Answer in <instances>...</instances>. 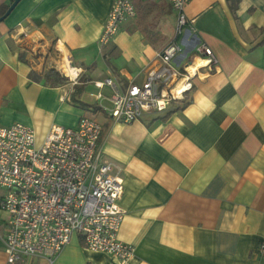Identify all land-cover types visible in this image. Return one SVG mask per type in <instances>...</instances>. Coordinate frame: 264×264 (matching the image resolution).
I'll use <instances>...</instances> for the list:
<instances>
[{"label": "crops", "instance_id": "obj_1", "mask_svg": "<svg viewBox=\"0 0 264 264\" xmlns=\"http://www.w3.org/2000/svg\"><path fill=\"white\" fill-rule=\"evenodd\" d=\"M132 1L135 17L100 44L112 0H20L0 21V126L25 124L38 145L52 124L100 123V157L123 179L116 237L133 247L125 264H264V0H189L192 26L177 35L166 0ZM173 37L175 67L194 68L191 88L164 111L113 121L111 91L93 81L140 83ZM65 62L80 69L76 82H46L50 68L64 76ZM52 264L120 263L72 234Z\"/></svg>", "mask_w": 264, "mask_h": 264}, {"label": "built area", "instance_id": "obj_2", "mask_svg": "<svg viewBox=\"0 0 264 264\" xmlns=\"http://www.w3.org/2000/svg\"><path fill=\"white\" fill-rule=\"evenodd\" d=\"M175 12V35L190 28L185 6L189 0H166ZM132 0H112L99 42L106 44L119 26L135 17ZM173 37L157 52V65L140 83L120 87L109 77L94 80L111 91L107 115L115 122L130 123L147 112L164 111L191 88L189 65L179 70L174 59L180 52ZM207 64L213 62L208 46L200 44ZM62 73L75 83L80 69L69 62ZM96 98H102L97 92ZM100 123L82 115L75 127L52 124L40 144L31 127L16 122L0 126V209L5 213L3 248L6 264L42 259L52 264L72 234L79 235L92 251L110 254L125 264L133 247L116 237L124 212L118 205L123 192L121 168L101 159ZM257 252L264 254V239Z\"/></svg>", "mask_w": 264, "mask_h": 264}, {"label": "trees", "instance_id": "obj_3", "mask_svg": "<svg viewBox=\"0 0 264 264\" xmlns=\"http://www.w3.org/2000/svg\"><path fill=\"white\" fill-rule=\"evenodd\" d=\"M13 0H9L8 3H3L2 5H0V16L5 12V10L7 9L8 5L12 2ZM30 75L33 78H38V75L35 74L34 72L30 73ZM42 77L45 79L46 82H48L51 85H55V84H59L64 82L66 79V77H64L63 75H61L57 70L50 68L48 70H46L43 74ZM99 141V140H98Z\"/></svg>", "mask_w": 264, "mask_h": 264}, {"label": "water", "instance_id": "obj_4", "mask_svg": "<svg viewBox=\"0 0 264 264\" xmlns=\"http://www.w3.org/2000/svg\"><path fill=\"white\" fill-rule=\"evenodd\" d=\"M20 0H13L5 10V12L0 16V21H2L9 13L10 11L15 7V5L19 2Z\"/></svg>", "mask_w": 264, "mask_h": 264}, {"label": "rangeland", "instance_id": "obj_5", "mask_svg": "<svg viewBox=\"0 0 264 264\" xmlns=\"http://www.w3.org/2000/svg\"><path fill=\"white\" fill-rule=\"evenodd\" d=\"M2 191H4L5 192V189L4 188H2V187H0V193L2 192ZM1 209H0V219L2 218V216H3V214L1 213Z\"/></svg>", "mask_w": 264, "mask_h": 264}, {"label": "bare ground", "instance_id": "obj_6", "mask_svg": "<svg viewBox=\"0 0 264 264\" xmlns=\"http://www.w3.org/2000/svg\"><path fill=\"white\" fill-rule=\"evenodd\" d=\"M200 62H201V61H200ZM200 62H199V63H200ZM190 70H191V71H193V70H194L193 66H192V67H190Z\"/></svg>", "mask_w": 264, "mask_h": 264}]
</instances>
